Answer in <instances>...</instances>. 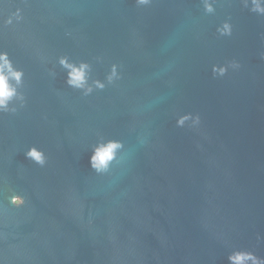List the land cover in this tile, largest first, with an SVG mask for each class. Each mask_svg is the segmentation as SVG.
I'll list each match as a JSON object with an SVG mask.
<instances>
[{"label":"water","instance_id":"water-1","mask_svg":"<svg viewBox=\"0 0 264 264\" xmlns=\"http://www.w3.org/2000/svg\"><path fill=\"white\" fill-rule=\"evenodd\" d=\"M252 8L0 0V50L28 96L0 114V264H229L237 248L264 258V14ZM17 9L24 20L5 25ZM61 56L90 65V95L66 84ZM109 141L122 147L97 172L91 157Z\"/></svg>","mask_w":264,"mask_h":264},{"label":"clouds","instance_id":"clouds-1","mask_svg":"<svg viewBox=\"0 0 264 264\" xmlns=\"http://www.w3.org/2000/svg\"><path fill=\"white\" fill-rule=\"evenodd\" d=\"M141 4L149 3V0H139ZM252 11L264 14V0H252ZM211 4L207 5V11H213ZM15 16L17 21H23L24 16L20 9L10 13L8 19L5 20V25L12 23L11 17ZM222 35H231V26L225 23L223 28L219 29ZM59 64L66 69H69L66 84L74 89L81 90L83 95L88 96L93 92V86L89 84V69L90 65L87 62L81 61L79 64L69 62L66 56L59 58ZM231 67L240 68L238 62H232ZM229 65L217 66L214 71L224 76L228 72ZM117 78V66H113L111 74L108 76V81L112 82ZM95 86L103 89L105 84L100 81H95ZM25 85V72L22 68H17L11 60L8 51L0 50V114H16L28 104V96L21 89ZM192 119L191 116H184L180 121V125H184L186 121ZM194 124H200V117L196 116ZM122 147L119 141H109L106 145L98 148L91 157V166L97 172L108 170L110 163L115 159L117 151ZM26 156L33 159L36 163L43 166L47 162L45 153L32 147L26 153ZM12 202L16 206H22L25 203L23 196H14ZM229 264H264V258L256 256L254 252L235 249L231 251L227 257Z\"/></svg>","mask_w":264,"mask_h":264}]
</instances>
